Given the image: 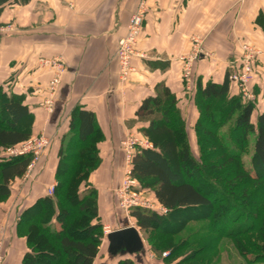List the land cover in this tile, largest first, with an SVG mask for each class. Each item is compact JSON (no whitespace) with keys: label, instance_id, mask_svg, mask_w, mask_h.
I'll list each match as a JSON object with an SVG mask.
<instances>
[{"label":"crops","instance_id":"0c3cea01","mask_svg":"<svg viewBox=\"0 0 264 264\" xmlns=\"http://www.w3.org/2000/svg\"><path fill=\"white\" fill-rule=\"evenodd\" d=\"M140 2L30 0L27 4L0 7V28H14L11 34H0V86L21 98L29 108L33 136L47 133L53 142L48 156L34 172V179L21 188L14 209L12 201L1 205L0 239L6 244L5 264H22L28 251L26 238L17 235V225L23 213L39 198L48 196V189L56 184L59 154L71 138L75 110L92 112L96 118L101 135L96 146L102 167L119 163L115 155L126 132L138 130L143 135L142 130L148 127L137 117L145 99L156 96L165 86L182 111L187 94L182 58L190 53L193 37L205 38L206 52L213 54L212 59L202 57L194 66L197 80L203 83H223L228 69L232 71L239 63L242 44L248 43L260 51L254 93L258 111L262 110L264 31L254 22L264 11V0H146L139 45L145 58L133 60L136 71L124 86L119 79L116 51ZM219 23L230 24L218 27ZM46 59H60L66 67L55 93L52 114L43 105L52 98L49 87L54 75L52 69L43 66ZM182 114L190 116L184 111ZM100 170L92 174L91 184L98 191L100 215L110 222L109 199L115 201L119 180L112 176L107 184ZM23 179L12 183L10 199L15 192L13 184L20 190ZM52 225L58 228L56 222Z\"/></svg>","mask_w":264,"mask_h":264},{"label":"trees","instance_id":"16d2710c","mask_svg":"<svg viewBox=\"0 0 264 264\" xmlns=\"http://www.w3.org/2000/svg\"><path fill=\"white\" fill-rule=\"evenodd\" d=\"M28 2L0 0V7ZM256 19L264 31V11ZM230 73L228 69L223 83L199 79L195 85L199 159L191 152L178 101L167 87L145 99L137 111L139 120L148 123L142 134L151 147L134 155L131 176L143 192H151L167 209L166 214L132 210L141 230L158 228L164 236L175 237L184 223L204 219L219 238L264 235V210L248 197L250 188L259 189L258 195L264 193V103L259 112L257 97L252 101L244 98L229 80ZM254 85L255 80L253 93ZM31 122L32 115L21 98L0 86V151L30 140ZM208 122L214 130H208ZM70 128L71 138L59 154L53 195L39 198L17 225V235L25 237L28 245L22 264H40L44 258L52 259V264H94L99 255L104 224L98 191L89 177L95 170L92 162L100 159L96 146L100 133L94 114L81 108L75 110ZM251 135H255V146L247 169L243 156ZM32 160L31 155L0 159V203L10 198L12 183L26 175ZM73 168L75 172L70 174ZM221 222L223 226L217 230L215 226ZM261 243L260 248L248 251L247 264H264V240ZM179 245L173 243L172 249ZM117 264L135 262L124 258Z\"/></svg>","mask_w":264,"mask_h":264},{"label":"rangeland","instance_id":"374dc122","mask_svg":"<svg viewBox=\"0 0 264 264\" xmlns=\"http://www.w3.org/2000/svg\"><path fill=\"white\" fill-rule=\"evenodd\" d=\"M256 20L254 24H256ZM229 24L230 23H226V24L219 23L218 27H227L229 26ZM261 25L264 27V19L262 20ZM8 28L9 29L7 30L0 28V34L2 33L1 35L4 36L8 33L11 34L14 32L13 30L14 28L13 29L11 27ZM199 39L202 43L201 48L207 51L206 50L208 46L207 41L205 40V38L202 37L201 38L199 37ZM213 39L214 38H212V40ZM211 55L208 57V59H212L213 54L211 53ZM194 68H193V79H192L193 85L191 89L190 88L187 89L188 87L187 83L186 81H184V85L186 89L185 92L187 94L185 95V102L183 104L184 107H182V111H184L186 114L190 113V116L185 117L182 114V111L180 110L179 111L185 123L186 139L190 145L191 152L195 158L199 159V155H200L199 145H198L197 135L195 132V125L199 117V110L195 103V95H191L193 98L190 99V94L194 93L195 89L193 88L194 85H196L197 83V77H196V73H194L195 71ZM124 86L127 85L124 84ZM250 88L252 89V86ZM256 101H257V105H259L258 100ZM44 108L47 113H51V114L54 113L55 106L53 107V112H49L46 107ZM253 122H256V116L253 118ZM231 125L232 123L229 126H227V128H229ZM206 126L208 130L210 131L214 130V126L210 122H208ZM100 136L97 137L98 140L100 139ZM129 139L130 140L134 139V141L136 140L144 145H148L149 143L144 138L143 135H140L138 130L135 132H132L130 130L127 131L120 142V149L119 151L116 152L115 155V158L119 157V163L117 162L116 164L105 165L104 167H102L101 159L92 162L93 163L92 165L95 170L91 173L89 177L90 183H91L92 174L101 168L100 171L103 172L104 174L102 178L104 182L107 183L109 177L111 178L112 176H114L115 179L119 180L118 183L119 185L116 191L122 185L123 186L125 185V182L129 178V173H128L129 165L127 163V158L130 153L133 155H135L136 153V149H126V146L123 145L125 142L129 141ZM30 141L31 142L28 143L27 145L30 146L32 150H35L37 152L36 155H34V161H33L34 165L30 170H28L26 175L23 176L24 179L22 181L23 183L20 185V190L16 188V183L13 184L15 188V192L11 198L12 200L9 198L6 201L1 202L0 209H1V205L6 203L9 204L10 201H12L11 207L14 209L15 205L17 204V201H19L20 199L21 188L24 187L29 180L34 179L33 178L34 172L36 171V169L39 168V164H41L42 161L48 156L47 154L49 153L53 145L52 139L49 137L47 133L40 134L38 136H33L32 133V138ZM150 145L151 144H149V146ZM21 146L22 145H20L19 147L21 148ZM254 146H255V135H251L249 137L248 152H246L245 155L243 156V161L247 169L251 168ZM9 158H11V155L7 152V150L0 151V159H9ZM74 172H75V168L71 169L70 174H73ZM262 176L264 178V174ZM56 184L52 185L48 189V195H50V189L56 186ZM258 190L256 187L250 188L248 197H251L250 200L256 203V205L260 204V206L258 207L259 210H264L263 204L261 206V202L264 199V193L258 195L257 194ZM116 191L114 196L115 201L109 199L110 201L109 207L111 209L109 215L110 222L102 218V222L104 224V238L100 246L99 255L94 264H117L120 259H124V258L133 259L135 264H195V263L196 264H247L248 251L252 250V247L260 248V246L262 245L261 242L262 240H264V235L262 234H252L250 236H243L240 237V239L239 238L230 239V238H221V237L219 238L218 236L214 235L211 232L209 228V223L204 219L198 221H188L184 223L183 228L179 231L178 235L175 237L164 236V234L161 233L158 228L153 229L152 231H143L140 229V227H138L136 220L133 219V217L131 216L132 210L128 211L122 205ZM141 191L142 193L139 195L140 199L150 203V205H153L154 206V209H152L153 212L166 214L162 212L161 206L157 203L156 199L154 198V195L151 192H143L142 188ZM212 198L215 199L216 196H212ZM152 210L150 209L148 211H152ZM129 226H134L140 231L142 238L144 240L143 251L134 255H125V256L119 255L116 257H111L108 253L109 243L107 240V232L108 231L112 232L113 230L126 228ZM222 226L223 223L221 222L218 223V225H216L215 227L218 230ZM174 239L175 242L173 241ZM0 243L4 245V248L6 247L5 241L3 239H0ZM173 243L175 244V246L180 244L177 250L172 249ZM50 252L55 254L54 251H50ZM52 262H53L52 259L44 258L40 264H52Z\"/></svg>","mask_w":264,"mask_h":264},{"label":"built area","instance_id":"2783aa9c","mask_svg":"<svg viewBox=\"0 0 264 264\" xmlns=\"http://www.w3.org/2000/svg\"><path fill=\"white\" fill-rule=\"evenodd\" d=\"M146 13V0H141L136 12L129 19L125 36L119 40L116 56L119 64V79L122 84L127 85L132 80V75L136 71V68L133 65V60L135 58H145V54L139 50V45ZM201 44L202 43L199 37H193L190 53L182 58L183 80L187 83V89H191L193 85L192 79L195 63L202 57L209 56V53L201 48ZM241 50L242 54L239 59V63L238 65H234V67H232L229 80L237 85L244 98L247 100H253L255 99V96L250 87L255 80V69L260 51L248 44H243L241 46ZM42 64L54 71L49 87L52 98L48 99L43 104L49 112H53V107L55 106V93L62 83V77L66 72V67L60 59H46L42 61ZM30 140L20 144L22 145L21 148L19 147L20 145H18L7 149V152L11 155V157L31 155L33 160L28 170H30L34 165V155L37 153L27 145L31 142ZM149 144L150 143H148V145H144L141 142L136 140L134 141V139H129V141L125 142L123 145L126 146V149H147L151 147ZM133 158L134 155L130 153L127 158V163L129 165V178L125 182V185H122L116 192L120 202L128 211L134 209L152 210L154 209L153 205H150V203L140 199L139 195L142 193L141 187L131 176ZM53 192L54 187L50 189L51 196L53 195ZM161 208L163 213H167V209L162 206ZM5 261V248L4 245L0 243V264H5Z\"/></svg>","mask_w":264,"mask_h":264},{"label":"water","instance_id":"95a60500","mask_svg":"<svg viewBox=\"0 0 264 264\" xmlns=\"http://www.w3.org/2000/svg\"><path fill=\"white\" fill-rule=\"evenodd\" d=\"M108 253L111 257L134 255L144 249V240L140 231L129 226L124 229L110 232L107 235Z\"/></svg>","mask_w":264,"mask_h":264}]
</instances>
